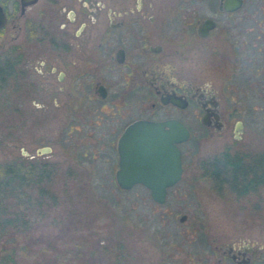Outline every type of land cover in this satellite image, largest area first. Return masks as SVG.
Masks as SVG:
<instances>
[{"label": "flooded vegetation", "instance_id": "1", "mask_svg": "<svg viewBox=\"0 0 264 264\" xmlns=\"http://www.w3.org/2000/svg\"><path fill=\"white\" fill-rule=\"evenodd\" d=\"M0 6L3 101L24 128L29 121L36 126L38 146L26 154L38 172L71 179L79 175L75 167H88L92 180L97 168L93 181L116 184L126 128L138 120H176L189 138L176 143L181 175L167 195L182 179L193 123L228 130L240 113L229 103L264 102V0H0ZM55 122L56 132L44 131ZM242 131L237 119L233 138ZM57 144L61 155L48 159ZM254 149L222 153L244 156L252 191L264 187V153ZM194 226L191 249L170 264H264L263 239L216 230L206 237ZM126 242L115 240L116 252L104 249L102 264H128ZM172 246L181 252L182 245Z\"/></svg>", "mask_w": 264, "mask_h": 264}, {"label": "rangeland", "instance_id": "2", "mask_svg": "<svg viewBox=\"0 0 264 264\" xmlns=\"http://www.w3.org/2000/svg\"><path fill=\"white\" fill-rule=\"evenodd\" d=\"M4 92L0 87V180L8 181L3 167L18 164L24 169L31 163L38 132L30 121L24 128L18 113L6 112ZM229 105L240 113L230 120L228 130L209 132L193 123V134L184 144L182 179L169 189L164 203L155 202L142 185L121 191L113 182L93 181L97 168L92 180L85 173L88 167H75L79 175L71 179L52 177L48 168L44 177L30 170L15 190L9 189V180L4 186L7 213L0 216V261L9 254L7 264H102L104 249L116 252L115 240H128V264H154L162 254L157 264H170L191 249L194 224L205 230L206 237L216 230L264 240V187L243 196L227 188L219 192L208 175L211 163L229 148L252 147L264 153V102ZM237 119L243 122V131L236 140L232 125ZM44 131L56 132V122ZM50 134L44 137L50 140ZM61 147L54 146L48 159L57 158V152L61 155ZM173 244L182 245L181 252Z\"/></svg>", "mask_w": 264, "mask_h": 264}, {"label": "water", "instance_id": "3", "mask_svg": "<svg viewBox=\"0 0 264 264\" xmlns=\"http://www.w3.org/2000/svg\"><path fill=\"white\" fill-rule=\"evenodd\" d=\"M4 21V12L0 6V27ZM165 126L168 128L165 129ZM188 138V130L176 120H138L130 124L118 141L116 185L127 190L140 183L150 190L155 202L163 203L166 187L173 185L181 175L176 143ZM184 217L185 215L181 216L180 220H184Z\"/></svg>", "mask_w": 264, "mask_h": 264}, {"label": "trees", "instance_id": "4", "mask_svg": "<svg viewBox=\"0 0 264 264\" xmlns=\"http://www.w3.org/2000/svg\"><path fill=\"white\" fill-rule=\"evenodd\" d=\"M3 70L0 66V87L3 86ZM223 158L217 159L211 163V169L208 172L209 177L214 182V188L219 192L221 189L227 188L232 190L236 195L243 196L252 192V188L254 187V182L250 181L247 176V164L245 162V158L242 155H235L232 157L227 156L226 154H222ZM221 156V157H222ZM5 176L11 180L10 184H8L9 180H0L4 182L3 187L0 189V216L7 213L6 203H5V193L6 188L4 186L11 185L10 190H15L21 183L22 178L25 176L27 171L37 170L34 164L26 165V169H23V166L16 164H8L4 166ZM45 168H43L44 170ZM40 171V170H39ZM42 171V170H41ZM40 177H44L43 171L40 173ZM18 180V181H15ZM20 181V182H19ZM3 184V183H2ZM6 184V185H5ZM257 186V185H256ZM41 190V189H40ZM41 191H44L43 189ZM43 197V194H40ZM41 197V198H42ZM16 215V214H15ZM14 215V216H15ZM17 219V218H16ZM1 220V218H0ZM3 222V221H2ZM0 224L1 221H0ZM8 255L6 254L0 261V264L8 263Z\"/></svg>", "mask_w": 264, "mask_h": 264}]
</instances>
